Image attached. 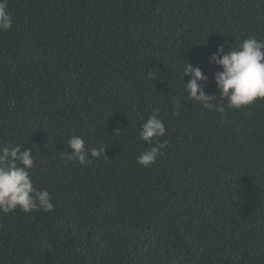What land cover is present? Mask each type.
<instances>
[{
  "label": "trees",
  "instance_id": "1",
  "mask_svg": "<svg viewBox=\"0 0 264 264\" xmlns=\"http://www.w3.org/2000/svg\"><path fill=\"white\" fill-rule=\"evenodd\" d=\"M184 1L8 0L0 148L33 149L54 208L0 212V264H264V98L228 108L211 62L220 45L264 39V0ZM46 28L66 46L37 44ZM187 60L223 118L188 98ZM156 109L167 147L145 167L139 131ZM72 135L108 158L66 162Z\"/></svg>",
  "mask_w": 264,
  "mask_h": 264
},
{
  "label": "clouds",
  "instance_id": "2",
  "mask_svg": "<svg viewBox=\"0 0 264 264\" xmlns=\"http://www.w3.org/2000/svg\"><path fill=\"white\" fill-rule=\"evenodd\" d=\"M182 3L189 6L190 0ZM244 4L245 0H238L235 11L240 10ZM13 14V10L12 15L9 11L8 0H0V30L12 28ZM49 39L52 40L51 45L57 47H65L67 44L66 38L52 28H46L41 32L37 37V44ZM232 45L227 51L225 45L218 46L211 56V62L222 68L214 74L218 95L221 100H227L228 108L239 109L264 98V39L249 36L235 47ZM186 76L190 77L187 82L184 81ZM182 80L189 99L199 102L208 110L219 112L222 118L226 115L223 103L213 102L217 95L213 96L206 92L208 76L199 66H194L189 61L184 64ZM179 109L180 102L177 100L175 110L178 112ZM34 123L35 117L25 124L34 128ZM166 132L165 124L159 118V109H156L142 123L139 131V139L149 145L148 149L137 156L139 164L147 167L162 154L161 150L166 149L167 141L158 138L164 137ZM154 139L156 142L153 146ZM65 147L69 151H62L61 157L66 162L78 161L79 165H88L93 159L108 158L105 154L107 146L100 144L89 147L85 139L79 135H72ZM34 167L35 158L32 148H23L20 144L0 148V212L7 214L17 209L24 212L53 210L54 204L50 192L46 189H38L34 185L33 180L38 179L37 175L32 174ZM83 175L92 176V173H77L72 178Z\"/></svg>",
  "mask_w": 264,
  "mask_h": 264
}]
</instances>
